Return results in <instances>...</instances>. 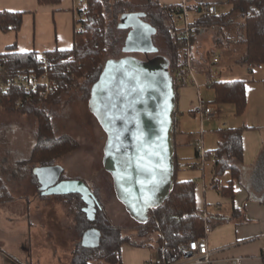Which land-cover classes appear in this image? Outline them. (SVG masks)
Instances as JSON below:
<instances>
[{
    "label": "trees",
    "instance_id": "obj_1",
    "mask_svg": "<svg viewBox=\"0 0 264 264\" xmlns=\"http://www.w3.org/2000/svg\"><path fill=\"white\" fill-rule=\"evenodd\" d=\"M60 2L61 0H38L41 6L57 5ZM86 4L85 29L79 32L75 25L73 48L68 51L55 50L45 53L52 66L51 76L57 83L55 94L48 98L35 96L27 99L21 91L15 89L6 94H0V109L9 112L19 111L23 114L32 113L37 119V141L29 160L18 163L20 166L31 167L30 175L33 176L34 182L38 181V177L33 173L35 168L57 165L61 159L82 148L73 137L57 134L54 120L46 106H55L64 95L72 91L80 94L81 101L89 102L91 87L99 79L106 62L111 58L121 59L126 56L123 48L130 30L121 28L125 17L143 13L144 21L157 30V34L153 36V42L159 52L150 56L165 59V72L171 78L181 72L187 62L186 46L181 30L177 28L178 19L183 13L181 5L162 6L154 0H87ZM226 4L229 9L216 16L209 17V19L201 16L195 19L192 25L195 28L194 33L199 36L215 30L214 41L219 46H233L225 40L223 34L225 29L233 30L239 41L237 46L243 45L245 49L238 58L237 64L249 68L264 66V0H227ZM202 8L200 6L187 7V10ZM23 17V13L0 11V31L18 33L23 26ZM41 54L11 52L1 55L0 60L4 66L6 80L11 79L17 70L38 67ZM207 84L214 92L215 104L232 105L238 117L246 113L247 83L240 80L220 81L211 78ZM18 99L23 101L19 107L16 105ZM177 100L178 103L179 88ZM245 129L250 128L220 130L219 147L213 155L206 153L207 158L208 156L215 158V179L230 173L231 179L227 186L220 188L215 180L217 183L215 187L219 188L225 197H233L234 182L241 183L243 177L242 139ZM175 157L176 178L170 197L158 209L149 212L148 222L139 224L135 221L134 229H136L137 237L145 240L156 235L160 253L164 250L177 249L193 240H201L207 236L210 228L208 218L197 208L196 184L190 180L180 181L177 178L179 160L176 154ZM254 168V176L264 175V152ZM83 181L93 191L100 203V208L97 209L96 220L91 221L83 212L86 205L81 196L76 194L65 196L64 203L68 207L69 215L76 221L71 264H123L122 247L125 244H139L132 239V236L125 234L124 227H114L109 224L104 213L105 204L100 196V189L95 187V184ZM109 185L115 193L113 179ZM15 200L4 177L0 175V207L13 203ZM92 229L100 232L101 241L99 245H84L83 239Z\"/></svg>",
    "mask_w": 264,
    "mask_h": 264
},
{
    "label": "crops",
    "instance_id": "obj_2",
    "mask_svg": "<svg viewBox=\"0 0 264 264\" xmlns=\"http://www.w3.org/2000/svg\"><path fill=\"white\" fill-rule=\"evenodd\" d=\"M154 1L162 6L184 4L191 8L216 5L218 13L229 9L226 4L227 0ZM83 5L82 0H61L59 4H52V6H41L38 4V0H0V11L24 14L23 26L18 33L0 31V56L11 52L23 54L36 52L40 54L72 49L76 12ZM200 11L201 9H194L188 11V14L192 13L197 19L201 17ZM215 34V30H210L195 37L193 57L196 75L206 78V83L216 76L220 77V81L240 80L247 83V113L238 117L235 108L233 106L231 108V105L220 109L218 107L220 105L214 104L212 101L213 106H211V103H207L203 99L200 85L180 88L176 117L189 115L188 117L194 121L189 122L190 128L186 126L187 122L184 121L185 125L182 126L184 129L181 130L177 127V133L174 136L175 154L179 160L177 178L180 181L190 180L196 184L197 208L205 214L210 224L205 239L208 240L210 248L217 252L214 264H230L232 258H242V264H264V175L254 176V167L264 152V94L257 88L256 94L253 96L251 89L254 88L256 80L253 74H256V70L259 69L238 65V60H236L235 64L241 66V70L230 73L223 70L221 65H225L228 69L232 68V53L237 52L234 48L237 44L219 46L214 41ZM12 46L15 48H11ZM206 48H211V50L206 52ZM219 48L222 50L218 51ZM242 53L244 52L241 51ZM215 56L220 59L218 63L213 61ZM242 69H247L249 74L247 75ZM258 76L261 78L260 80L264 81V69L259 70ZM209 89L212 88L209 87ZM199 106L204 111L213 110L214 115L204 119L200 116V119L199 114L196 113ZM198 119L201 123H198ZM246 127L250 129H245L242 139L243 177L241 183L234 182L233 197H225L215 185L219 183L220 188L227 186L231 179L230 173L215 179V158L208 156L204 165H200L196 143L201 140L203 150L213 155L220 144V130ZM188 164H194L196 167L188 168ZM214 180H217V183ZM7 218L9 224L18 220L15 219V214L11 210L8 211ZM0 219L2 221L3 217ZM2 222L4 225L7 224L5 220ZM217 222L221 223L217 224ZM16 239V234L12 233L11 230H5L4 227L1 228L0 225V244L5 242L12 247L17 242H15ZM136 243L139 245L125 244L122 247L123 264H161L163 262L164 256L158 251L157 243L146 242L144 246L141 245L143 242L136 241ZM48 246L52 250H56L54 253L57 252L56 246L50 243ZM0 264H14V262L0 251Z\"/></svg>",
    "mask_w": 264,
    "mask_h": 264
},
{
    "label": "water",
    "instance_id": "obj_3",
    "mask_svg": "<svg viewBox=\"0 0 264 264\" xmlns=\"http://www.w3.org/2000/svg\"><path fill=\"white\" fill-rule=\"evenodd\" d=\"M144 14L124 18L121 28L130 30L124 55L157 54L153 42L157 30L144 21ZM165 59L147 63L125 56L109 59L91 87L89 108L107 135L103 168L113 179L117 199L139 224L150 218L170 197L176 178L175 142L177 86L167 75ZM65 168L37 167L42 196H81L83 212L95 221L100 203L83 180H61ZM101 234L90 230L84 245H99Z\"/></svg>",
    "mask_w": 264,
    "mask_h": 264
},
{
    "label": "rangeland",
    "instance_id": "obj_4",
    "mask_svg": "<svg viewBox=\"0 0 264 264\" xmlns=\"http://www.w3.org/2000/svg\"><path fill=\"white\" fill-rule=\"evenodd\" d=\"M194 19L195 16L189 13V22L193 23ZM178 24L181 28L183 21L180 20ZM179 27L178 29H180ZM234 48L237 52L232 53V70L225 65H221L222 69L227 70L229 73L242 68L237 66L235 62L241 57V51L245 49L243 45ZM210 50L211 48L205 49L206 52ZM221 50V48L218 49V51ZM193 52L194 49H192ZM134 56L138 59L147 60L143 54H134ZM147 57L153 59L152 56ZM261 68L264 69V66L256 67L259 70H262ZM259 70H256V74H253L256 79L254 88H251L253 96L256 94L257 88L264 94V82L258 76ZM243 71L247 75L249 74L247 69ZM195 79L197 85H200L203 99L213 106L214 92L209 89L206 78L196 75ZM214 79L219 80L220 77L216 76ZM247 87L248 85L246 86V92ZM229 106L226 104L218 107L222 109V107ZM46 107L52 115L57 134L69 135L82 146L80 150L72 152L58 163L66 170L64 178L68 180H85L93 185L95 184V187L100 189V196L105 204L104 213L109 224L114 227H124L126 229L125 234L132 236V239L137 242L157 243L156 235L145 240H140L137 237L136 229H134L136 226L135 220L128 215L125 207L118 201L109 185L112 181L111 176L103 168L107 135L91 114L89 103L81 101L80 94L72 91L64 95L55 106L47 105ZM230 107L233 108L232 105ZM188 116L178 115L176 128L184 129L182 128L185 125L184 121L187 122L186 126L190 128L189 122L194 120ZM198 116L201 119L200 115ZM200 119H198V123H201ZM36 129L37 119H35L34 114H23L19 111L9 112L0 109V175L4 177L9 190L16 199L13 203L0 207V218L3 217V220L7 223L4 225L2 220L0 225L1 228L11 230L12 233L17 235L15 240L17 242L12 247L8 245L9 243L4 242L0 244V251L14 264H71L74 250L72 242H74L76 235V231H74L76 221L69 215L68 207L64 203L65 196L35 195L37 183L33 181V176L30 175L31 167L18 164L19 161L29 160L33 146L37 141ZM9 210L15 214V219H18L12 224H9L7 218ZM49 243L56 246V253H54L56 250H52L48 246Z\"/></svg>",
    "mask_w": 264,
    "mask_h": 264
},
{
    "label": "built area",
    "instance_id": "obj_5",
    "mask_svg": "<svg viewBox=\"0 0 264 264\" xmlns=\"http://www.w3.org/2000/svg\"><path fill=\"white\" fill-rule=\"evenodd\" d=\"M87 0H82L83 7L78 9L76 12V29L81 32L85 29L84 21L85 18V8ZM183 8V13L180 20L183 21L182 27H179L177 23V28L181 30V35L186 46V57L187 62L184 69L179 72L174 78L175 86L177 89L183 88L189 85H197L195 79L197 71L195 70L194 57L192 53L194 40L196 33H194L195 28L192 27L193 23H190L188 20L189 14L186 5H181ZM201 16H204L209 19L218 15V7L216 5H208L201 9ZM233 31V30H232ZM229 29L223 30L225 40L230 44H238L237 34ZM219 57L215 56L213 61L214 63L219 62ZM52 66L47 59V55L42 53L40 55V65L34 68L20 69L15 72L13 77L9 80H6L4 77V66L2 60H0V94H6L8 91L13 89L21 91L25 99L38 96L40 98H48L55 94L57 83L51 76ZM23 104L21 99L16 101V105L19 107ZM202 119L210 118L214 115L213 110H203L201 106L196 109ZM177 121V117H176ZM198 156L200 165H204L207 161L206 152L203 150V142L201 140L197 141ZM199 165V166H200ZM188 168H194L196 165L188 164ZM215 181V180H214ZM216 251H213L208 240L202 238L201 240H193L188 242V244H183L179 248L174 250H164L163 256L164 260L161 264H214L216 262ZM264 253V252H263ZM264 260V255H263ZM155 264V263H149ZM230 264H242V258H232Z\"/></svg>",
    "mask_w": 264,
    "mask_h": 264
},
{
    "label": "flooded vegetation",
    "instance_id": "obj_6",
    "mask_svg": "<svg viewBox=\"0 0 264 264\" xmlns=\"http://www.w3.org/2000/svg\"><path fill=\"white\" fill-rule=\"evenodd\" d=\"M126 56H130V57H133V58H135V59H138V58H136V56H134V54H130V55H126ZM146 58H147V60H142V59H140V60H142V61H144V62H147V63H149V62H151L153 59H155V58H153V59H149L147 56H145ZM139 60V59H138ZM58 165V164H57ZM65 172H66V170H65ZM64 172V173H65ZM64 173H63V176L61 177V179H60V181L61 180H68V179H66V178H64ZM69 180H71V179H69ZM37 184V187L35 188L36 190H37V192H36V194L35 195H42V191L40 190L41 189V184L39 183V180L36 182Z\"/></svg>",
    "mask_w": 264,
    "mask_h": 264
}]
</instances>
